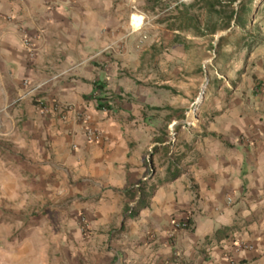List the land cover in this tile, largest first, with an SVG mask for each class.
<instances>
[{
	"label": "crops",
	"instance_id": "1",
	"mask_svg": "<svg viewBox=\"0 0 264 264\" xmlns=\"http://www.w3.org/2000/svg\"><path fill=\"white\" fill-rule=\"evenodd\" d=\"M132 1L0 0V264H264V71L183 118Z\"/></svg>",
	"mask_w": 264,
	"mask_h": 264
},
{
	"label": "rangeland",
	"instance_id": "2",
	"mask_svg": "<svg viewBox=\"0 0 264 264\" xmlns=\"http://www.w3.org/2000/svg\"><path fill=\"white\" fill-rule=\"evenodd\" d=\"M219 1L215 7L219 13L204 7V1H132V14L145 12L149 24L162 22L168 28L163 32L150 28L141 35L143 46L149 48L146 61L152 76L148 81L164 83L166 89L172 86L174 92L179 90L180 100L187 106L182 108L181 116L186 119L194 120L195 114L203 117L209 102L227 98L236 82L242 78L255 82L259 69L264 71V0ZM231 8L237 11V18L229 28H219ZM214 25L216 30L212 32ZM172 27L176 33L171 32ZM171 34L178 35L174 44L165 39ZM248 83L245 81V86ZM182 130V124L166 126L172 139ZM75 197L69 196L70 210L75 206Z\"/></svg>",
	"mask_w": 264,
	"mask_h": 264
},
{
	"label": "built area",
	"instance_id": "3",
	"mask_svg": "<svg viewBox=\"0 0 264 264\" xmlns=\"http://www.w3.org/2000/svg\"><path fill=\"white\" fill-rule=\"evenodd\" d=\"M21 41H22V44L24 45V47L26 48L28 54L30 56H32L34 54V52H35V46L32 43V41L28 37H23L21 39ZM53 108L54 109H60L59 104L58 103H53ZM64 109L73 110V107H71L70 105H66L64 107ZM62 111H64V110H62ZM85 132H86L87 137L90 140H94V139L97 140L100 137L99 129L97 127L93 126V125H90V124L86 125ZM83 221H84V219H83ZM174 226L176 228H181V229H189L191 227L190 226V222L185 221V220L184 221H175L174 222Z\"/></svg>",
	"mask_w": 264,
	"mask_h": 264
},
{
	"label": "trees",
	"instance_id": "4",
	"mask_svg": "<svg viewBox=\"0 0 264 264\" xmlns=\"http://www.w3.org/2000/svg\"><path fill=\"white\" fill-rule=\"evenodd\" d=\"M196 2L204 1L203 6L206 7L210 11H214L215 13H219L220 10H217L215 7L216 5H220L219 0H195ZM237 18V11L234 8H231L227 14H225V21L221 24L219 28H229L231 21ZM224 19V18H223ZM212 32L216 30L215 25L212 26Z\"/></svg>",
	"mask_w": 264,
	"mask_h": 264
},
{
	"label": "bare ground",
	"instance_id": "5",
	"mask_svg": "<svg viewBox=\"0 0 264 264\" xmlns=\"http://www.w3.org/2000/svg\"><path fill=\"white\" fill-rule=\"evenodd\" d=\"M134 21H135V20H132V21L130 22V26L133 27V28H134L133 23H135ZM137 23H138V21H137ZM139 24H140V23H138V25L136 26V28L139 26ZM131 27H130V28H131Z\"/></svg>",
	"mask_w": 264,
	"mask_h": 264
}]
</instances>
